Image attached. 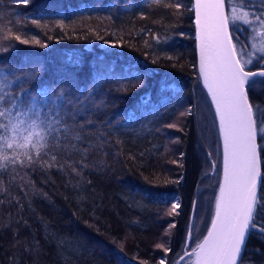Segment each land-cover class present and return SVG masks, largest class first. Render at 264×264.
Returning <instances> with one entry per match:
<instances>
[{
    "label": "trees",
    "instance_id": "trees-1",
    "mask_svg": "<svg viewBox=\"0 0 264 264\" xmlns=\"http://www.w3.org/2000/svg\"><path fill=\"white\" fill-rule=\"evenodd\" d=\"M235 4L226 0L228 17ZM252 4L243 1L249 12ZM258 8L264 13V0ZM242 23L229 20L228 28L248 51L257 35ZM19 67L38 68V77L22 82ZM103 68L114 71L95 85L98 106L88 103L74 120L65 119L81 136L69 137L75 149L50 148L40 159L33 151L34 163L21 156L23 166L0 170V264H158L160 257L174 264L186 249L193 201L203 198L204 161L210 169L217 165L209 182L214 196L220 147L195 69L191 0H31L27 6L0 0V76L13 81L0 93V110L14 95L26 110L42 89L85 92ZM129 68L146 73L142 87L125 78ZM162 83L171 88L161 92ZM249 98L264 109V89ZM174 203L178 215L169 214ZM257 248L264 250V243L253 236L244 264H264Z\"/></svg>",
    "mask_w": 264,
    "mask_h": 264
},
{
    "label": "snow or ice",
    "instance_id": "snow-or-ice-1",
    "mask_svg": "<svg viewBox=\"0 0 264 264\" xmlns=\"http://www.w3.org/2000/svg\"><path fill=\"white\" fill-rule=\"evenodd\" d=\"M30 2L15 0L17 5L24 6ZM225 6L226 0H195L194 4L199 76L215 105L223 141V178L218 182V194L213 197L210 227L201 230L192 222L186 233V245L194 247L191 253L184 254L194 255V264H244L249 239L255 236L264 243V191H261L264 188V174L261 172V153L258 151L264 146L257 143L258 132L264 133V109L258 104L254 105L249 98L250 91L264 89V40L259 45L252 44V52L245 51L244 44H235L228 30L229 17L225 14ZM240 7L241 14L233 15L232 23L242 20L250 25L252 21L247 19L249 11L243 3ZM256 20L264 28V13L256 16ZM261 36L264 37V32ZM15 39L19 40L20 37L16 36ZM156 39L159 42V38ZM40 46L47 47L46 44ZM151 62L156 64L158 61L153 59ZM70 63L75 64L76 61ZM254 64L259 65L256 71L250 69ZM246 68L249 70L246 71ZM18 70L23 72V77H18L22 82L31 81L39 74L38 68L28 67L25 70L19 67ZM113 71L107 68L97 70L93 88L85 89V92L76 88L42 89L31 96L26 110H21L20 96L14 95L9 101L11 106L0 110V118L7 120V123L0 122V170L6 171L9 165L15 166L17 163L23 166L21 156L29 164L34 163L33 151L36 159H40L41 152L47 155L46 150L50 148L75 149L69 137L79 140L81 136L79 132L73 135L74 125L65 123V119L74 120L88 103L98 106L95 85ZM128 73L129 76L125 78L134 79L137 87L144 85L146 73L131 68ZM12 83L7 75L0 76V93ZM170 88V84L162 83L160 91L166 92ZM27 91L20 88L21 93ZM4 101L5 96L0 94V102ZM142 102L150 103L151 97L146 96ZM188 114L191 115V109ZM208 156L211 157L212 153H208ZM55 158L53 155L52 159ZM212 167H217L215 162ZM178 207L179 204L174 203L169 214L178 215ZM169 227L175 225L169 224ZM168 234L166 231L165 235ZM156 247L164 252L170 251L164 244H157ZM261 251L264 250L256 249L257 254ZM160 264H164L163 258ZM249 264H255V261L250 260Z\"/></svg>",
    "mask_w": 264,
    "mask_h": 264
},
{
    "label": "rangeland",
    "instance_id": "rangeland-1",
    "mask_svg": "<svg viewBox=\"0 0 264 264\" xmlns=\"http://www.w3.org/2000/svg\"><path fill=\"white\" fill-rule=\"evenodd\" d=\"M231 9H232V12L230 11V14H229V20L230 21H231V17L233 15L239 16L241 14V12L237 11L234 6ZM262 40L263 39L260 36H257L254 39V41L251 43V45L252 44L259 45L262 42ZM252 51H253V49L251 47H249L248 52H252ZM180 121L182 122L181 119H180ZM173 124H172V126L175 127L178 124V122H176L174 125ZM129 125L131 126V128L133 130L136 128L135 121H131V123H129ZM129 128L130 127H127L126 129H129ZM197 128H198V126H197ZM195 130L198 131V129H196V128H195ZM203 168L205 169V175H206L204 187H203L202 191H200V195L204 191L203 198H201V196H200L199 199L197 198L198 200H195L194 199V201H195V207H194V201H193V207H192L193 208L192 218H193V215H194V217H195V219H194L195 220V223L198 226V228L201 227V230H203L205 228L206 223L208 225L209 218H210V215L209 214H210V211H212V206H213V200H214L213 197L214 196L212 197V194L210 193V190H209V182L213 181L216 178L215 171L211 173V169L209 168V164H206L205 161H204V167ZM208 172H210L209 175H208ZM201 223H202V226H200ZM187 247L188 246H186V249L184 250V252L191 253L192 247H194V246H192L190 248H187ZM184 252L182 253V255L188 256V261H187L188 264H194V255H187V254H184ZM161 258L162 257L159 258L160 261H161ZM163 259H164V257H163ZM158 264H160V262H158Z\"/></svg>",
    "mask_w": 264,
    "mask_h": 264
},
{
    "label": "water",
    "instance_id": "water-1",
    "mask_svg": "<svg viewBox=\"0 0 264 264\" xmlns=\"http://www.w3.org/2000/svg\"><path fill=\"white\" fill-rule=\"evenodd\" d=\"M194 4H195V0H191L192 30H193L194 54H195V69H196V73H197L198 79H199V81H200V83H201V85H202V87H203L208 99H209L210 106H211V109H212V112H213V116H214V120H215V124H216L217 135H218V140H219V147H220L218 182H221L222 178H223V172H222V146H223V141H222V136L220 135V132H219V119H218V116L216 115V112H215V105H214V103L211 100V95L208 93L207 88L203 85L202 78H200V76H199V51H198V40H197V27H196V23H195ZM215 194H218V183H217ZM213 207H214V200H213L212 211H213ZM192 211H193V208L191 209V213H190V216H189L187 230H188L189 225H190L191 220H192ZM212 211H211V215H212ZM211 215H210V218H209L208 225L206 227H210ZM203 234L206 235L207 234L206 231H204ZM185 245H186V236H185ZM181 256H184V255H181ZM181 256H179L176 259L174 264H178L179 260L181 259ZM194 261H195V256H194Z\"/></svg>",
    "mask_w": 264,
    "mask_h": 264
},
{
    "label": "flooded vegetation",
    "instance_id": "flooded-vegetation-1",
    "mask_svg": "<svg viewBox=\"0 0 264 264\" xmlns=\"http://www.w3.org/2000/svg\"><path fill=\"white\" fill-rule=\"evenodd\" d=\"M243 1L244 0H236V4L234 5L236 10L239 11V12L242 11L240 5L243 3ZM259 3H260V0H254V4H252V6H250L251 9H252L251 12H249L250 14L254 13V15H258V14H262L263 13V10H260L258 8V4ZM247 19H248V17H247ZM242 25H244V23H242ZM247 26H249L250 29H251L250 30L251 36L256 31V35L261 37V33L264 32V28L260 27V22H258V20L252 22L250 25L247 24ZM258 145L264 146V137H260V142H259ZM258 151L261 153V172H262V174H264V148H258Z\"/></svg>",
    "mask_w": 264,
    "mask_h": 264
}]
</instances>
